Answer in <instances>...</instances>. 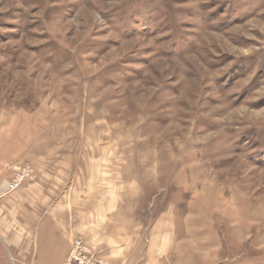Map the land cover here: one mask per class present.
I'll list each match as a JSON object with an SVG mask.
<instances>
[{
	"label": "rangeland",
	"instance_id": "obj_1",
	"mask_svg": "<svg viewBox=\"0 0 264 264\" xmlns=\"http://www.w3.org/2000/svg\"><path fill=\"white\" fill-rule=\"evenodd\" d=\"M19 162L11 192L66 163L142 232L174 207L202 261L264 259L228 219L264 231V0H0V185Z\"/></svg>",
	"mask_w": 264,
	"mask_h": 264
},
{
	"label": "crops",
	"instance_id": "obj_2",
	"mask_svg": "<svg viewBox=\"0 0 264 264\" xmlns=\"http://www.w3.org/2000/svg\"><path fill=\"white\" fill-rule=\"evenodd\" d=\"M35 168L32 181L0 196V241L20 264H63L76 237L112 264H211L196 256V250L204 254L210 248V240L197 243L185 235L179 238L174 207L161 213L148 232H142L132 209L118 194L116 198L113 188L101 189L95 179L82 174L70 176L66 163H36ZM242 209L245 218L262 210L257 204ZM194 211L188 205L183 220L187 236L194 226ZM237 211L228 218L236 224L235 237L242 243L253 241L264 250V231L244 223ZM262 256L241 264H264Z\"/></svg>",
	"mask_w": 264,
	"mask_h": 264
},
{
	"label": "built area",
	"instance_id": "obj_3",
	"mask_svg": "<svg viewBox=\"0 0 264 264\" xmlns=\"http://www.w3.org/2000/svg\"><path fill=\"white\" fill-rule=\"evenodd\" d=\"M33 168L28 162L13 164L11 176L0 185V196L18 188L33 177ZM63 264H110L104 257L93 252L81 238L71 241Z\"/></svg>",
	"mask_w": 264,
	"mask_h": 264
}]
</instances>
